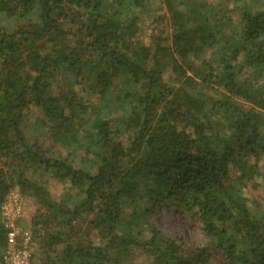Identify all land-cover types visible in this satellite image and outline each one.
Segmentation results:
<instances>
[{
    "label": "trees",
    "instance_id": "obj_1",
    "mask_svg": "<svg viewBox=\"0 0 264 264\" xmlns=\"http://www.w3.org/2000/svg\"><path fill=\"white\" fill-rule=\"evenodd\" d=\"M262 154L264 0H0V264L12 190L42 264H264Z\"/></svg>",
    "mask_w": 264,
    "mask_h": 264
},
{
    "label": "rangeland",
    "instance_id": "obj_2",
    "mask_svg": "<svg viewBox=\"0 0 264 264\" xmlns=\"http://www.w3.org/2000/svg\"><path fill=\"white\" fill-rule=\"evenodd\" d=\"M248 70V69H246ZM33 115H31L30 120L33 122L35 121L36 117L39 115L36 109L32 110ZM38 138V134L33 135L32 139ZM46 145H49L51 142L49 139L45 138L42 140ZM60 152L61 149H58ZM260 168L261 172L264 174V154L261 156V161H260ZM43 185H45L50 193L55 197L58 198L60 197L63 192H64V186L62 183L59 181L55 180L53 177L50 175H42L37 177ZM15 192H19L18 190H13ZM23 195V194H22ZM251 196L255 199H257L259 202L264 204V188L261 187L258 190L252 191ZM23 198L25 199L26 206H25V213L24 217L21 218L18 221V227L20 228L21 231V238H20V243H22L25 233L28 232L30 239L32 241V258H31V264H42L46 261V258H44L40 250L38 249L37 245L33 242V236H32V219L34 215L36 214L37 206L34 204L33 200L31 198H28L23 195ZM177 218L180 219L183 223V232L186 237V240L190 246L193 247H198L200 245H206L207 243V238L204 235L202 231L201 225L193 221L191 222L187 216H181L177 215ZM153 221L163 227L165 233H175L176 229L173 227V223L171 220H167L164 217V214L159 211L154 217ZM190 221V222H189ZM7 248V247H6ZM134 264H149V261L147 260L146 256L142 254L140 250H135V258H134ZM211 264H230L227 260L224 259L223 256L218 254L216 251H213L211 253Z\"/></svg>",
    "mask_w": 264,
    "mask_h": 264
},
{
    "label": "built area",
    "instance_id": "obj_3",
    "mask_svg": "<svg viewBox=\"0 0 264 264\" xmlns=\"http://www.w3.org/2000/svg\"><path fill=\"white\" fill-rule=\"evenodd\" d=\"M25 206L23 195L12 190L1 207V221L7 231L4 264H31L32 241L26 232L20 243L22 236L18 227V221L24 217Z\"/></svg>",
    "mask_w": 264,
    "mask_h": 264
}]
</instances>
